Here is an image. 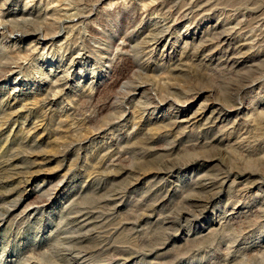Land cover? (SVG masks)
I'll return each instance as SVG.
<instances>
[{"label": "rangeland", "instance_id": "rangeland-1", "mask_svg": "<svg viewBox=\"0 0 264 264\" xmlns=\"http://www.w3.org/2000/svg\"><path fill=\"white\" fill-rule=\"evenodd\" d=\"M0 264H264V0H0Z\"/></svg>", "mask_w": 264, "mask_h": 264}]
</instances>
